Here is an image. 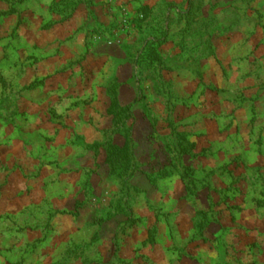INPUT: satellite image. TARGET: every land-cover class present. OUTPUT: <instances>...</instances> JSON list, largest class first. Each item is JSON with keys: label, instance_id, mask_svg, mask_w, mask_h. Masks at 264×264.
Instances as JSON below:
<instances>
[{"label": "rangeland", "instance_id": "rangeland-1", "mask_svg": "<svg viewBox=\"0 0 264 264\" xmlns=\"http://www.w3.org/2000/svg\"><path fill=\"white\" fill-rule=\"evenodd\" d=\"M0 264H264V0H0Z\"/></svg>", "mask_w": 264, "mask_h": 264}]
</instances>
